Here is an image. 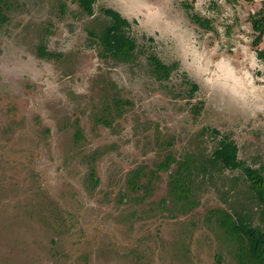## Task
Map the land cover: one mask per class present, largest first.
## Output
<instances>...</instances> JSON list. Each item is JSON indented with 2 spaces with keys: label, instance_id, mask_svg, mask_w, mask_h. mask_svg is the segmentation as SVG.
<instances>
[{
  "label": "rangeland",
  "instance_id": "374dc122",
  "mask_svg": "<svg viewBox=\"0 0 264 264\" xmlns=\"http://www.w3.org/2000/svg\"><path fill=\"white\" fill-rule=\"evenodd\" d=\"M109 1L131 23L130 61L93 34L111 23L102 2L88 15L71 0L0 1V264H238L210 209L258 225L262 205L240 168L212 157L226 136L264 173V60L251 23L264 0ZM153 54L179 62L169 79L154 74ZM115 98L132 104L98 122ZM183 160L189 207L170 185Z\"/></svg>",
  "mask_w": 264,
  "mask_h": 264
},
{
  "label": "trees",
  "instance_id": "16d2710c",
  "mask_svg": "<svg viewBox=\"0 0 264 264\" xmlns=\"http://www.w3.org/2000/svg\"><path fill=\"white\" fill-rule=\"evenodd\" d=\"M1 1V0H0ZM83 8L85 12L91 14L93 12V0H75ZM190 6L189 4H187ZM108 14L113 17V21L106 25L105 28L98 35L99 41L103 46V49L108 55H111L117 59L132 60L133 51L137 47V42L134 38L127 35L125 26H130V21L126 17H122L117 11L113 9L106 10ZM192 19L202 27L212 28L211 20L205 18L198 13L191 14ZM8 20V16L4 12V8L0 3V22ZM251 23L256 37L253 41L257 46V53L260 59L264 60V47L259 45L264 40V11H260L251 16ZM40 50L42 54L51 55L45 46H41ZM150 60L155 68L156 73L161 78H167L170 71L176 68L179 64L178 61L172 63V65L164 62L158 55L153 54L150 56ZM197 84L193 82L192 90L197 88ZM127 104H132L129 99L115 98L114 99V111L109 113L110 116H103L98 118V122L105 123L106 125L112 124L114 116H120ZM201 106L195 108L196 112H200ZM218 133L216 129H213ZM77 137H83V131L81 128L77 129ZM239 148L237 144L224 137L219 141V144L213 151V162L221 164L225 168L229 169H241L244 173L249 185L254 192L259 203L262 205V217L261 223L256 225L248 215L241 213H232L224 208L210 209V219L215 220L217 226L225 233L229 240L234 245V256L238 264H264V173L260 168L254 167L244 160H241L238 156ZM174 160L172 156L167 157L166 160L161 161L158 164V169H168L170 163ZM191 160L180 161L176 173L171 174V192L177 196L179 200L183 201L184 206H192L190 200L191 186H190V173ZM185 168L189 170L188 174L184 172ZM144 167H138L131 172V177L128 179V185L135 189L139 184V177L143 174ZM92 172V177H94ZM185 210V208L183 207Z\"/></svg>",
  "mask_w": 264,
  "mask_h": 264
},
{
  "label": "flooded vegetation",
  "instance_id": "af4514ba",
  "mask_svg": "<svg viewBox=\"0 0 264 264\" xmlns=\"http://www.w3.org/2000/svg\"><path fill=\"white\" fill-rule=\"evenodd\" d=\"M71 1H74V2H77V1H75V0H71ZM99 2H102L104 5L103 6H105L104 8H103V11H104V14L108 17V18H110V22H112L113 21V17L110 15V14H108L107 13V9H113V10H115V11H117L123 18H124V12L122 11V9H121V6H120V4H123V3H120L119 4V2H118V4L117 5H110L111 3H110V1L108 2V3H106L105 2V0H93V12L91 13V14H88L87 12H85L84 10H83V8L80 6V4L78 3V5L81 7V9L86 13V14H88V15H93L94 13H95V10H96V5H98L99 4ZM1 3V2H0ZM2 5V4H1ZM124 5V4H123ZM3 6V5H2ZM3 8H4V6H3ZM5 12V11H4ZM7 15V14H6ZM8 16V15H7ZM127 27H129V26H125V28H127ZM101 33V32H100ZM100 33H98V34H100ZM94 35H96L97 37H98V35L96 34V33H93ZM98 40H99V38H98ZM111 56V55H110ZM111 57H113V56H111ZM115 58V57H114ZM117 59V58H116ZM118 60H122V61H124V59H118ZM151 61V60H150ZM167 64H169V65H172V63H167ZM178 67V66H177ZM176 67V68H177ZM176 68H174V69H172L171 71H170V74H169V76L167 77V78H161V77H159L158 76V74L156 73V71H155V68H154V66H153V72H154V74L156 75V77L158 78V79H160V80H165V79H169L170 78V76H171V74L173 73V71H175L176 70ZM187 82H191V93L193 94L195 91H197L198 89H199V84L197 83V82H195V81H187ZM193 82H195L196 84H197V88L195 89V90H192V87H193ZM124 99V98H123ZM199 113V112H198ZM171 164V163H170Z\"/></svg>",
  "mask_w": 264,
  "mask_h": 264
}]
</instances>
